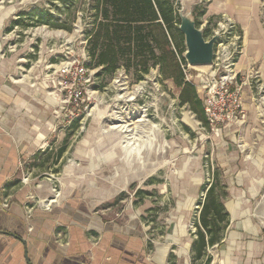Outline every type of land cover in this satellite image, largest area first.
<instances>
[{
    "label": "rangeland",
    "instance_id": "1",
    "mask_svg": "<svg viewBox=\"0 0 264 264\" xmlns=\"http://www.w3.org/2000/svg\"><path fill=\"white\" fill-rule=\"evenodd\" d=\"M176 1L179 9L199 22L207 38L219 32L220 42L237 40L240 52L234 60L235 69L243 47L237 32H225L228 20L206 15L209 0ZM39 10L53 16L49 24L21 15ZM15 20L22 22L14 25ZM93 25V0H0V43L8 56L19 62L17 78L28 75L40 81H56L61 92L60 122L66 127L50 141L47 154L23 163L22 178H31L35 187H75L82 183L125 187L126 192L104 203L110 208L107 215L115 216L132 200L142 207H146L145 202L153 203L146 212L153 221L166 218L173 210V201L188 200L193 194L197 199L192 207L195 217L201 210L204 185L218 181L220 187H235L229 165L234 145L242 168L258 170L254 175L247 173L243 187L249 183L257 187L250 193L251 205L264 231V66L257 63L248 64L241 72L235 69L245 112L227 127L212 128L204 125L188 104L181 103V89L166 79L158 66L141 80L125 67L113 75L100 73L101 67L92 64L88 53V32ZM218 49L220 59L216 62L226 64L227 53L219 45ZM84 58L90 64L91 81L85 87L82 105L69 106L71 114L62 109L65 92L59 76L48 78V74L62 63ZM215 64L191 66L187 62L186 77L198 85L202 99ZM121 124L135 130L137 143H128L125 133L113 128ZM64 146L62 157L59 151ZM190 187L197 191L190 192ZM191 229L195 230L193 224Z\"/></svg>",
    "mask_w": 264,
    "mask_h": 264
},
{
    "label": "crops",
    "instance_id": "2",
    "mask_svg": "<svg viewBox=\"0 0 264 264\" xmlns=\"http://www.w3.org/2000/svg\"><path fill=\"white\" fill-rule=\"evenodd\" d=\"M263 5L264 0H209L206 7V15L228 20L229 32L239 34L243 51L237 72L248 64L264 66ZM6 51L0 43V264H204L194 252L200 212L193 217V194L173 201L167 217L153 221L146 217L153 203L142 207L132 200L115 216L107 215L104 203L125 187H35L31 178H22L23 163L47 154L50 141L66 127L56 81L17 78L19 62ZM233 147L229 165L235 187H221L229 222L208 253L212 264H264V231L250 195L257 187H243L247 173L258 170L242 168ZM49 199L54 201L48 209Z\"/></svg>",
    "mask_w": 264,
    "mask_h": 264
},
{
    "label": "trees",
    "instance_id": "3",
    "mask_svg": "<svg viewBox=\"0 0 264 264\" xmlns=\"http://www.w3.org/2000/svg\"><path fill=\"white\" fill-rule=\"evenodd\" d=\"M93 8L94 25L88 32V53L92 64L101 67L100 73L113 75L120 67H125L141 80L152 67L158 66L163 76L173 80L181 89V103L188 104L198 119L209 127L203 99L196 85L186 77L185 37L179 29L181 20L177 1L93 0ZM21 15L36 17L37 23L47 24L53 18L43 10ZM195 21L199 27V22ZM21 22L15 20L14 25ZM86 65L89 68L87 61ZM64 152L65 146L59 155ZM219 185L218 181L209 187L204 185L206 196L195 222L194 252L196 259H204V264H211L213 257L208 248L220 243L229 222V214L222 202L225 192Z\"/></svg>",
    "mask_w": 264,
    "mask_h": 264
},
{
    "label": "built area",
    "instance_id": "4",
    "mask_svg": "<svg viewBox=\"0 0 264 264\" xmlns=\"http://www.w3.org/2000/svg\"><path fill=\"white\" fill-rule=\"evenodd\" d=\"M225 29V32L229 31V28ZM236 38L240 39L239 36ZM220 39L215 46L213 62L216 63L217 68L206 80L205 98L203 99V107L209 126L212 128L227 127L240 120L245 112L242 85L238 83V73L234 69V60L236 54L240 52L238 50L240 45H238L237 40L232 39L229 43H223V41L220 42ZM218 45L220 48L222 47V52L227 53L226 64L222 65L221 62H216L220 59L219 53L221 51L218 49ZM54 74L59 76V84L65 92V97L61 102L62 109L73 114L69 110V106L74 108L82 105L85 87L91 81L86 59H77L72 64L62 63L52 74H48V78H54ZM54 190L56 191V189ZM58 194L56 191V195ZM53 201L54 199L48 201L44 204L45 207L49 209ZM210 249L208 248V250Z\"/></svg>",
    "mask_w": 264,
    "mask_h": 264
},
{
    "label": "water",
    "instance_id": "5",
    "mask_svg": "<svg viewBox=\"0 0 264 264\" xmlns=\"http://www.w3.org/2000/svg\"><path fill=\"white\" fill-rule=\"evenodd\" d=\"M179 29L184 34L186 51L184 57L191 66L211 65L214 62L215 46L221 34L216 32L211 38L205 36L202 28L198 27L196 21L185 13L183 8L179 10Z\"/></svg>",
    "mask_w": 264,
    "mask_h": 264
},
{
    "label": "bare ground",
    "instance_id": "6",
    "mask_svg": "<svg viewBox=\"0 0 264 264\" xmlns=\"http://www.w3.org/2000/svg\"><path fill=\"white\" fill-rule=\"evenodd\" d=\"M113 128L117 129L118 131L124 132L125 137H127L129 141L128 143H135L137 140H139V137L136 135L135 130L127 124L116 125Z\"/></svg>",
    "mask_w": 264,
    "mask_h": 264
}]
</instances>
